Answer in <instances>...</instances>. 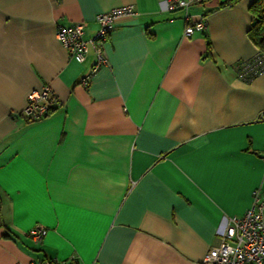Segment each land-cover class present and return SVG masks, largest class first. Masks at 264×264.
I'll use <instances>...</instances> for the list:
<instances>
[{"label": "crops", "instance_id": "crops-1", "mask_svg": "<svg viewBox=\"0 0 264 264\" xmlns=\"http://www.w3.org/2000/svg\"><path fill=\"white\" fill-rule=\"evenodd\" d=\"M206 0V26L184 37V11L163 0H0V264H203L224 216L264 190V71L254 0ZM133 5L82 63L56 26ZM49 84L60 104L29 121L26 96ZM264 217V210H263ZM46 229L41 240L28 235Z\"/></svg>", "mask_w": 264, "mask_h": 264}, {"label": "built area", "instance_id": "built-area-1", "mask_svg": "<svg viewBox=\"0 0 264 264\" xmlns=\"http://www.w3.org/2000/svg\"><path fill=\"white\" fill-rule=\"evenodd\" d=\"M167 10L181 9L187 25L183 31L184 37H190L194 32L201 31L206 26L205 15L190 14L193 5H199L206 0H163ZM136 14L133 5L116 7L109 11L99 12L95 16L97 29L90 38L84 37V23L56 26V38L66 49L69 56L82 63L91 47L95 53V62L90 71L81 77L80 83L86 85L90 76L107 63L104 44L114 29L115 23L122 18ZM238 79L248 81L264 71V55L260 52L255 56L240 60L234 65ZM60 104L49 84L39 90L30 91L22 115L29 121L46 117L50 111ZM264 190L253 191L251 206L241 216L222 218L217 228L219 243L211 247L203 257V264H264ZM28 235L35 240H41L46 235V229L33 226ZM36 264H77L74 260L47 258Z\"/></svg>", "mask_w": 264, "mask_h": 264}, {"label": "trees", "instance_id": "trees-1", "mask_svg": "<svg viewBox=\"0 0 264 264\" xmlns=\"http://www.w3.org/2000/svg\"><path fill=\"white\" fill-rule=\"evenodd\" d=\"M233 1L235 0H224L221 5H227ZM250 10L253 14V23L249 29V37L258 51L264 55V0H254Z\"/></svg>", "mask_w": 264, "mask_h": 264}]
</instances>
